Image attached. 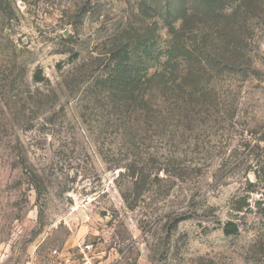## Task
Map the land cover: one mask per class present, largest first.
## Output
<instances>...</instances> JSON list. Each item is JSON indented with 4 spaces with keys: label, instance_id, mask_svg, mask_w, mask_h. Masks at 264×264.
Returning a JSON list of instances; mask_svg holds the SVG:
<instances>
[{
    "label": "rangeland",
    "instance_id": "1",
    "mask_svg": "<svg viewBox=\"0 0 264 264\" xmlns=\"http://www.w3.org/2000/svg\"><path fill=\"white\" fill-rule=\"evenodd\" d=\"M203 3L0 0V264H264V0Z\"/></svg>",
    "mask_w": 264,
    "mask_h": 264
},
{
    "label": "trees",
    "instance_id": "2",
    "mask_svg": "<svg viewBox=\"0 0 264 264\" xmlns=\"http://www.w3.org/2000/svg\"><path fill=\"white\" fill-rule=\"evenodd\" d=\"M204 1V6L208 9H211L212 6H213V0H203ZM186 14H183V18H182V21H187V18H186ZM183 26H185L183 24ZM172 34H174V36L177 34L176 33V29L175 28H172ZM147 48V51L150 52V50L148 49L149 47H147V45L145 43H141V42H137L136 43V47L134 48L135 49V52L136 53H139L141 50L140 48ZM181 48H183V46L181 47V44H177L175 46H171L170 50L167 51L168 55V60L166 62V64H168V62L170 63L173 59V55L175 54H178L181 50ZM198 49H200V47L196 48L194 51L195 52H198ZM146 53L144 56H149V53ZM152 53V52H151ZM186 54L188 53L185 52ZM130 56V51H127V49L125 50H121V51H118V54L115 56L114 58V61H113V65H112V68H111V71L116 73V77H113L111 79V81H108V83L110 84H114V83H119L120 85H124V86H127V85H131V84H128V83H132L136 86H140L141 85V81L143 79V77L141 76V72L143 71L142 67L143 65H139V66H133V70L131 68H129V66L127 64H124V61L125 59ZM171 65V63H170ZM179 64H176L174 65V67H171L169 66V70H166L162 73H157L155 74V79L157 80V84H158V87L159 85H161L160 83H163V91L166 92V95L168 96V98L171 96L173 98H176L177 100H182L183 103H185L184 105L188 106V107H193L195 104L193 102V100H191V96L192 93H189L188 94V90L191 89L189 88L187 85H185V83L183 82V79H185L186 77V74L187 73H190V76L191 75H194L193 73L195 71L193 70H190V71H187V73H185V70L184 71H181V73L177 72L178 71V68H179ZM131 69V71H130ZM193 72V73H192ZM197 73V72H195ZM180 74H182V78L180 77ZM189 75V74H188ZM126 76H130L128 80L126 79H123V77H126ZM184 77V78H183ZM134 81H131L133 80ZM137 79V80H136ZM194 89H196L195 87H193ZM193 92V90H192ZM175 103H178L175 101ZM180 106V105H179ZM181 108V107H180ZM185 109V108H184ZM224 234L226 236H233V235H238L239 232H240V228L239 226L234 223V222H228L226 225H225V228H224Z\"/></svg>",
    "mask_w": 264,
    "mask_h": 264
},
{
    "label": "crops",
    "instance_id": "3",
    "mask_svg": "<svg viewBox=\"0 0 264 264\" xmlns=\"http://www.w3.org/2000/svg\"><path fill=\"white\" fill-rule=\"evenodd\" d=\"M76 247H78V248H80V249H78V254H79V259H77L78 261H75V262H78V264H92V262H91V257H92V253L90 252H88L89 254H87V252L85 251V249L81 246V245H76ZM68 255H70L69 253H68ZM68 255H64V256H68ZM61 257H62V255H60ZM60 257V258H61ZM72 256H68V258L67 259H65V261H69V258H71ZM83 257V258H82Z\"/></svg>",
    "mask_w": 264,
    "mask_h": 264
},
{
    "label": "built area",
    "instance_id": "4",
    "mask_svg": "<svg viewBox=\"0 0 264 264\" xmlns=\"http://www.w3.org/2000/svg\"><path fill=\"white\" fill-rule=\"evenodd\" d=\"M85 249H86L87 251H91V250H93V246H91V245H86V246H85ZM55 254H58V252L55 251Z\"/></svg>",
    "mask_w": 264,
    "mask_h": 264
},
{
    "label": "water",
    "instance_id": "5",
    "mask_svg": "<svg viewBox=\"0 0 264 264\" xmlns=\"http://www.w3.org/2000/svg\"><path fill=\"white\" fill-rule=\"evenodd\" d=\"M250 179L252 180V177H250Z\"/></svg>",
    "mask_w": 264,
    "mask_h": 264
}]
</instances>
